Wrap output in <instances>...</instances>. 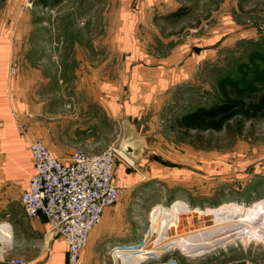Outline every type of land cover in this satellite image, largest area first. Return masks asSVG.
<instances>
[{
    "label": "rangeland",
    "instance_id": "obj_1",
    "mask_svg": "<svg viewBox=\"0 0 264 264\" xmlns=\"http://www.w3.org/2000/svg\"><path fill=\"white\" fill-rule=\"evenodd\" d=\"M121 5L120 0H0V36L15 37L11 66L19 74L14 77L59 86L43 90V96L52 93L60 104L69 103L70 117L84 121L87 130L84 138L74 137L76 149L99 154L116 148L117 167L128 166L135 177L121 186L120 195L128 209L127 230L147 235L132 242L140 246L148 239L146 255L121 256L114 249V260L264 264V211L255 219L228 213L227 222H233L219 226L222 216L182 213L174 226L163 213L155 216L176 200L201 209L264 201V113L236 114L218 129L178 125L200 109L233 104V90L247 89V100L264 95V0H181L175 11L153 13L141 23L134 44L117 37ZM144 58L158 72L171 67L173 83L160 90L148 86L147 99L137 103L141 87L129 67L144 64ZM94 94L101 97L96 119L89 107ZM109 100L118 105L113 114ZM124 106L139 139V163L119 151Z\"/></svg>",
    "mask_w": 264,
    "mask_h": 264
},
{
    "label": "crops",
    "instance_id": "obj_2",
    "mask_svg": "<svg viewBox=\"0 0 264 264\" xmlns=\"http://www.w3.org/2000/svg\"><path fill=\"white\" fill-rule=\"evenodd\" d=\"M120 1V31L116 36L134 44L141 23L147 22L153 13L167 15L175 11L181 0ZM14 46L15 37L0 36V264H12V260L16 258L24 259L25 264H68L64 240L58 235L52 237L45 216H26L19 201L21 193L29 185L30 177L35 173V168L28 143L20 137L18 125L28 124L35 138H43L54 154L65 157L77 150L79 143L73 141L74 137L84 138L87 128L84 121L70 117L67 112L71 107L69 103L65 104L62 100L64 102L60 104L59 100L55 99L57 96L52 93L44 98L42 91L48 92L49 88L57 86L56 84L43 86L36 79L26 83L22 74L17 78L10 74ZM130 56L131 61L136 59L133 53ZM144 59V64L129 67V75L141 87L142 93H138L139 96L135 100L137 103H143L147 99V96H143V91H148V86L149 89L160 90L173 83L169 71L171 67L158 72L157 68L149 63L148 58ZM145 80H149V83L146 84ZM100 88L101 86L98 88L99 92ZM97 98L99 99L96 100ZM100 98V95L94 94L91 106L89 105L93 115L91 117L95 119V114L98 113L96 107L99 111L101 107ZM108 105L110 113L113 114V110L118 107L117 102L109 100ZM122 114L123 117L127 115L132 119L125 106ZM91 131L93 133L95 128H91ZM130 172L131 168L128 166L118 167L116 181L120 187L135 179ZM127 211L126 202L120 195L119 202L105 210L102 222L92 231L89 243L82 252V264H119L117 257L114 260L112 256L114 247L133 244V240L147 236L143 232L133 234L127 230ZM120 254L127 255L123 252Z\"/></svg>",
    "mask_w": 264,
    "mask_h": 264
},
{
    "label": "built area",
    "instance_id": "obj_3",
    "mask_svg": "<svg viewBox=\"0 0 264 264\" xmlns=\"http://www.w3.org/2000/svg\"><path fill=\"white\" fill-rule=\"evenodd\" d=\"M10 74H19L13 62ZM18 127L20 137L28 143L35 168L19 198L22 208L30 218L45 216L51 231L67 246L68 264H82V252L92 231L102 222L105 210L119 202L118 151L108 148L92 154L77 149L68 157L59 156L43 138L32 135L28 124L19 123ZM12 264H25V260L16 258Z\"/></svg>",
    "mask_w": 264,
    "mask_h": 264
},
{
    "label": "bare ground",
    "instance_id": "obj_4",
    "mask_svg": "<svg viewBox=\"0 0 264 264\" xmlns=\"http://www.w3.org/2000/svg\"><path fill=\"white\" fill-rule=\"evenodd\" d=\"M263 211H264V201H261V200L255 202L254 206H252V207H246V206H244L242 204H239V203H226V204H223V205L220 204V206L215 207V208H206V209H201L199 207L198 208H190L189 206L184 204L181 200H176L175 202H173V204H172L170 209H165V208L164 209H160V210H158L155 213V216L157 217V216H159V214L163 213V216L165 217V219H169L170 225H173V226L175 224H177V221L180 219V215L182 213H186V214L194 213V214H199L201 216H203V215H212V216L216 217V219H221L220 217L222 216L221 221H217L216 222L217 226H219V224L222 225L223 223L226 224V223L233 222V221H230V220H229V222H227L228 219H226L227 217L224 216V215H227L228 213H230L232 215L234 213H236V214H240L241 216H245L246 218H249V219H252V218L255 219V218H257V216L258 217L261 216L262 215L261 213ZM230 214H228V215H230ZM240 221H242V220H240ZM161 233H162V231H161ZM154 237H155V235H154ZM146 242H148V239L144 240L143 243L140 246H138V245L135 246V244H126L123 247H119V246H122V245H119V246H116L114 248L118 250L117 253H122V252L123 253H131L133 256H137L140 251H145L146 250L145 249L147 247V243ZM174 243H176V242H174ZM186 246H187V244H186Z\"/></svg>",
    "mask_w": 264,
    "mask_h": 264
},
{
    "label": "trees",
    "instance_id": "obj_5",
    "mask_svg": "<svg viewBox=\"0 0 264 264\" xmlns=\"http://www.w3.org/2000/svg\"><path fill=\"white\" fill-rule=\"evenodd\" d=\"M255 80H253L254 82ZM247 90V89H245ZM245 90L231 93L234 95V102L231 105L215 106L210 110L200 109L194 114L183 117L178 121L181 128L214 127L221 128L222 125L233 116L239 113L259 114L264 113V95L258 99H244Z\"/></svg>",
    "mask_w": 264,
    "mask_h": 264
},
{
    "label": "water",
    "instance_id": "obj_6",
    "mask_svg": "<svg viewBox=\"0 0 264 264\" xmlns=\"http://www.w3.org/2000/svg\"><path fill=\"white\" fill-rule=\"evenodd\" d=\"M123 123L125 126V136L120 144L119 151L123 155H125L130 161L134 163H139L141 162L139 160V146L137 144L139 139L134 133L136 131L133 129V124L131 123L130 118L127 115H124ZM52 235V237H55L56 232H52Z\"/></svg>",
    "mask_w": 264,
    "mask_h": 264
}]
</instances>
